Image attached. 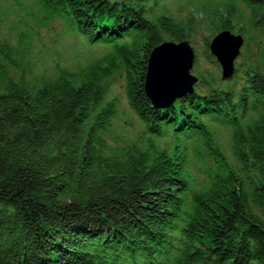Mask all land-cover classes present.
Instances as JSON below:
<instances>
[{
  "label": "trees",
  "instance_id": "16d2710c",
  "mask_svg": "<svg viewBox=\"0 0 264 264\" xmlns=\"http://www.w3.org/2000/svg\"><path fill=\"white\" fill-rule=\"evenodd\" d=\"M33 2L37 26L62 20L108 48L35 70L31 26L8 32L0 0V264H264V0H198L184 19L165 0ZM195 22L210 64L216 32L244 36L234 74L197 68L192 93L156 108L148 56L166 39L193 41ZM117 73L142 123L123 145L110 142ZM201 149L198 181L187 157Z\"/></svg>",
  "mask_w": 264,
  "mask_h": 264
},
{
  "label": "rangeland",
  "instance_id": "374dc122",
  "mask_svg": "<svg viewBox=\"0 0 264 264\" xmlns=\"http://www.w3.org/2000/svg\"><path fill=\"white\" fill-rule=\"evenodd\" d=\"M1 1L8 10V22L5 25L9 24L8 32H15L16 29H29L31 26V46L26 55V61L30 65L33 63L35 70H52L56 64L75 68L79 63L85 64L100 56L108 48L98 44L89 45L82 36L72 34L62 20L54 19L48 24L37 26L36 17L40 14L38 6L33 0ZM212 1L221 2L222 0ZM165 3L176 18L184 19L192 5L197 7L198 0H165ZM197 18L199 19L200 15ZM205 25L195 22L193 41L190 42L195 52V60L191 71L196 75L195 69L207 68L221 76L219 64H210L209 60L203 57V37L208 33L207 25L206 27ZM14 41L16 42V36H14ZM238 62L239 59L235 63ZM110 90L111 94L117 99L118 108L117 118L113 120L111 127V136L115 138L110 139V142L113 145H123L126 141L137 139L142 132V123L127 102L124 91V75L122 73H117L110 79ZM215 132L221 148L228 156H231L229 131L216 126ZM200 151V156L191 151L187 157L190 160L187 168L190 169L198 181L203 178V174L200 172V168H202L200 159L205 153L203 149Z\"/></svg>",
  "mask_w": 264,
  "mask_h": 264
},
{
  "label": "water",
  "instance_id": "95a60500",
  "mask_svg": "<svg viewBox=\"0 0 264 264\" xmlns=\"http://www.w3.org/2000/svg\"><path fill=\"white\" fill-rule=\"evenodd\" d=\"M244 36L229 29L216 32L208 49L221 69V79H230L241 54ZM195 52L190 42L164 40L155 46L147 60L144 92L156 108H165L176 98L192 93L199 78L191 72Z\"/></svg>",
  "mask_w": 264,
  "mask_h": 264
}]
</instances>
